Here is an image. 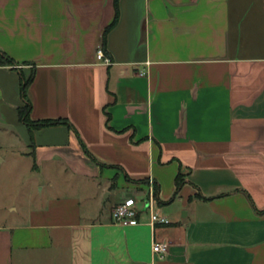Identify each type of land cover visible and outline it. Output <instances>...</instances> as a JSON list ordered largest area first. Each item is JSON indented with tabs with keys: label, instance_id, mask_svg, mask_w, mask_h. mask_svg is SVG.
<instances>
[{
	"label": "crops",
	"instance_id": "crops-1",
	"mask_svg": "<svg viewBox=\"0 0 264 264\" xmlns=\"http://www.w3.org/2000/svg\"><path fill=\"white\" fill-rule=\"evenodd\" d=\"M120 11L107 64L96 47L114 0H0V48L21 65L0 66V162L30 160L50 196L19 221L0 206V264H264V0H120ZM20 70L34 74L32 117L74 128L30 132ZM53 172L81 193L46 192ZM135 180L159 184L169 223L153 227L146 209L112 221L125 197L142 208L149 182Z\"/></svg>",
	"mask_w": 264,
	"mask_h": 264
},
{
	"label": "rangeland",
	"instance_id": "rangeland-1",
	"mask_svg": "<svg viewBox=\"0 0 264 264\" xmlns=\"http://www.w3.org/2000/svg\"><path fill=\"white\" fill-rule=\"evenodd\" d=\"M16 67H20L19 69H21V65H19V63L16 64ZM2 140H4V138L2 139V135L0 134V144ZM7 141L10 140L7 139ZM1 155L8 158L9 150L6 148H0V161L1 158H3ZM31 163L32 162L30 160H25L19 164L10 163L9 160L8 162L6 161L4 165L0 162V206L1 208H4L6 205L12 203L18 207L16 211L7 212L9 215L8 218L11 221L25 219L31 208H42L44 207L43 204L45 201L49 200L50 196L42 195L40 193L39 187H37L34 184V181L31 180V176L34 173L30 168ZM52 174L54 175L55 182L57 183V188L51 189L47 187L46 192L51 191L54 193L53 195H63L69 191H81L75 190L76 184H79L80 181L71 179V185H69L67 183L69 176H67L68 179H65V177H63L58 172H53ZM132 180L134 181V179ZM135 181L137 184L146 182L145 180ZM136 196L139 199L140 204L142 203L143 199H146V197L141 193L137 194ZM85 200L88 202V197L85 196ZM112 200L114 201V198H112ZM110 204L111 203L107 205V212L109 211L108 207ZM85 206L87 207L88 204H85Z\"/></svg>",
	"mask_w": 264,
	"mask_h": 264
},
{
	"label": "trees",
	"instance_id": "trees-1",
	"mask_svg": "<svg viewBox=\"0 0 264 264\" xmlns=\"http://www.w3.org/2000/svg\"><path fill=\"white\" fill-rule=\"evenodd\" d=\"M115 4V16L113 21L105 28L102 41L103 47L107 46V35L108 33L118 24L120 19V0H114ZM17 61L6 53L4 50L0 48V66H11L16 67ZM20 78H21V96L24 100V104L18 107V115L21 122H23L31 133H33L37 129H41L48 126L60 125L64 124L69 126L70 128H74V125L67 118H43V119H34L32 117L33 103L28 95V90L32 82L34 81V74H32L29 78H26L23 74L22 70H20ZM146 182H149L146 180ZM176 189L174 192V196H177L185 184V176L182 172H179L176 177ZM155 199L157 204L161 203L160 197V186L157 182H155Z\"/></svg>",
	"mask_w": 264,
	"mask_h": 264
},
{
	"label": "built area",
	"instance_id": "built-area-1",
	"mask_svg": "<svg viewBox=\"0 0 264 264\" xmlns=\"http://www.w3.org/2000/svg\"><path fill=\"white\" fill-rule=\"evenodd\" d=\"M97 58L107 64L111 63V58L105 53L103 41L96 47ZM142 208L133 195L125 197L122 201L114 205L112 210V221L119 225H129L139 222L138 216L143 209L149 211V223L154 227L157 223H169V218L157 210L155 199V183L149 181V192L146 199L141 203ZM153 252L160 258L164 259L169 254V244L162 241H154Z\"/></svg>",
	"mask_w": 264,
	"mask_h": 264
},
{
	"label": "water",
	"instance_id": "water-1",
	"mask_svg": "<svg viewBox=\"0 0 264 264\" xmlns=\"http://www.w3.org/2000/svg\"><path fill=\"white\" fill-rule=\"evenodd\" d=\"M107 198V194L105 195V199Z\"/></svg>",
	"mask_w": 264,
	"mask_h": 264
}]
</instances>
